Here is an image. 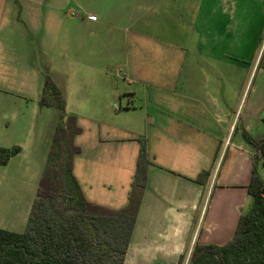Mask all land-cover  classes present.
<instances>
[{
	"label": "crops",
	"instance_id": "obj_1",
	"mask_svg": "<svg viewBox=\"0 0 264 264\" xmlns=\"http://www.w3.org/2000/svg\"><path fill=\"white\" fill-rule=\"evenodd\" d=\"M181 1L177 35L171 0H0V92L41 108L45 77L61 97L70 78L86 104L72 160L86 201L124 207L145 144L147 180L124 264H181L193 243L224 244L251 200L253 148L228 137L240 120L235 62L255 50L264 0L246 8L242 37L237 0ZM244 114L242 136L261 138L264 91Z\"/></svg>",
	"mask_w": 264,
	"mask_h": 264
},
{
	"label": "trees",
	"instance_id": "obj_2",
	"mask_svg": "<svg viewBox=\"0 0 264 264\" xmlns=\"http://www.w3.org/2000/svg\"><path fill=\"white\" fill-rule=\"evenodd\" d=\"M39 104L54 105L59 119L24 231L0 228V264H124L147 180L145 144L140 145L127 204L119 209L92 204L85 200L72 173L73 157L80 150L73 139L81 128L74 115H64L63 99L49 76L45 77ZM243 135L253 148V167L246 186L252 204L240 214L227 242L195 243L187 264H201L204 258H214L217 264H264V185L256 171L257 158L264 159V133L259 139ZM18 152V146L0 147V165Z\"/></svg>",
	"mask_w": 264,
	"mask_h": 264
},
{
	"label": "rangeland",
	"instance_id": "obj_3",
	"mask_svg": "<svg viewBox=\"0 0 264 264\" xmlns=\"http://www.w3.org/2000/svg\"><path fill=\"white\" fill-rule=\"evenodd\" d=\"M254 1L237 0L240 7L237 11L242 14L243 18L238 20L240 37L243 35V29L248 26V23L244 24L248 19L246 8ZM171 3L173 9L168 15L176 21L170 22L174 23L170 27L173 26L174 33L178 35L179 30L175 23L180 16L182 18L185 15V7L181 0H171ZM226 28L227 26H225V30ZM253 28L255 29V50L252 49L245 56H240L239 60L235 62L240 69L235 80L236 85L232 94V100L235 101H232V106L240 103L237 114V116L240 115V120L235 132L233 135L232 132L230 133L228 140L246 142L240 127L248 101L258 98L264 91V72L258 70V66L264 67V22L253 24ZM226 60L227 58H225ZM69 80L62 82L61 86L64 110L67 114L79 117L77 115L82 113L81 107H83L82 109L86 108V104L81 103L82 106H80L79 102H76L74 94L77 91H75V87L73 88V80L70 78ZM244 100L247 102L244 103ZM36 102L19 98L12 93L6 95L0 92V147H19V152L10 158L7 165H0V225L13 232H23L25 229L37 186L52 147L54 121L59 116V110L54 105L38 108ZM224 151L225 148L220 154V161ZM256 171L264 185V159L257 158ZM251 204L252 198L246 202L242 209L243 213L250 208ZM192 248L193 246H191ZM185 260L187 261L188 258ZM185 260H181V264L185 263ZM201 264L217 263L214 258H204Z\"/></svg>",
	"mask_w": 264,
	"mask_h": 264
},
{
	"label": "water",
	"instance_id": "obj_4",
	"mask_svg": "<svg viewBox=\"0 0 264 264\" xmlns=\"http://www.w3.org/2000/svg\"><path fill=\"white\" fill-rule=\"evenodd\" d=\"M189 253H190V252H188V254H187V258H188V255H189ZM186 262H187V261H185V263H184V264H186Z\"/></svg>",
	"mask_w": 264,
	"mask_h": 264
}]
</instances>
